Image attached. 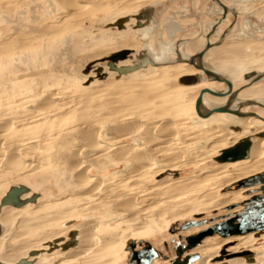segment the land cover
Segmentation results:
<instances>
[{
	"label": "rangeland",
	"instance_id": "obj_1",
	"mask_svg": "<svg viewBox=\"0 0 264 264\" xmlns=\"http://www.w3.org/2000/svg\"><path fill=\"white\" fill-rule=\"evenodd\" d=\"M81 1L86 2L83 3L86 7L81 12L68 16L67 9L59 5L57 0H0V201L14 186L23 185L30 190V194L22 196L24 200L36 196V202L24 209L3 210L4 216L13 214L16 217H3L2 219L8 218V221L3 223L0 216V255L13 254L12 250L26 246V249H20L15 261L0 258L4 264H16L25 258L28 260L31 254L28 252L32 248L41 253L33 264H49L57 260L45 257L50 254L49 245L57 240H60V245L68 244L72 240L70 234L74 231L67 229L73 225H65L70 222L78 225L92 220L108 223L109 226L100 232L105 242H112L111 239H116L119 234L123 235L118 237L120 241L125 235H129L132 240L138 243L148 242L172 258V241H178L180 235L186 237L199 231L194 229L184 234L179 232V227L184 222L201 217L210 220L218 217L221 211H208L206 208L212 205L210 203L203 211L192 209L175 216L176 218L169 217L178 209L191 206L202 194L195 192L180 196L178 192L169 193L170 186L163 184L164 178L169 174L156 173L157 169L133 179L135 173L131 172L134 166L119 161L112 148L123 144H139L145 140V136L141 133L123 136L111 130L113 114L117 113L119 116L124 114V111L128 112L127 109L120 108L122 104L117 101L120 95L117 96L118 93L114 90L117 82L124 78H118V73L110 72L107 63H100V60L123 50L133 51L131 57L135 58V53L144 45L138 38L139 32L145 30L151 33L148 42L156 52H159L161 42L172 41L177 46L192 41L201 44L207 42L209 27L216 21L219 7L211 0ZM222 1L228 5L232 3V0ZM255 4H244L238 15H230L228 21L221 26L220 33L212 37L216 43L213 50H217L225 43H219L220 39L233 30L227 37L229 46L223 48L222 54L215 55L216 59L212 56L206 59L212 61L213 66L226 68L239 84L244 82L246 74L264 71V2L258 0ZM151 5H155V14L152 13L154 23L146 19L147 24L136 29L138 11ZM128 15L132 18L125 24V29L120 30L112 26ZM175 26L177 31L175 36L171 37L170 28ZM128 39L136 42V47H125V41ZM248 41H253V45ZM243 42L249 45L246 46ZM175 56L172 55L173 58ZM92 63L95 64L91 66L90 73L86 74L88 66ZM223 63L227 65H222ZM230 64H237V70H230L227 67ZM119 65H132V61L126 60ZM99 66L104 68L108 76L104 79H91L95 77L93 69ZM182 72H176V69L162 71L151 67L125 77L124 80L132 82L134 95L156 92L152 97L146 95V103H140V109H132L133 112L137 110L136 116L140 122L148 124L157 120H151L145 112L148 107H152L151 100L160 101L162 104L156 111L164 107L172 111L181 105L179 103L183 101V95L180 93H184V96L188 93L185 89L181 92L176 90L179 85L176 79ZM216 87L225 88L224 84ZM158 92L162 93L159 95ZM51 96L54 97L53 101H47ZM188 105L190 107V104ZM247 109L261 112L258 108ZM183 112L180 111L179 115L177 113L176 117L171 112L166 119L191 123L187 120L189 108H185ZM106 117L109 120L105 121ZM222 120L223 123H218L217 126H227L228 119ZM86 129H97L102 144L105 143L108 147L98 152L83 147L81 152L80 158L85 165L91 168L95 161L92 166L95 168H92L90 175L106 180L102 184L105 190L102 187L98 189V193L89 191L96 183L74 182L72 171L65 163L66 150L77 148L74 145L79 142L80 131ZM180 145L186 146V143ZM28 147L33 149H27ZM14 151L21 155L20 159L25 163V167L20 170H13L6 165L8 154ZM216 155L217 153L213 154V157ZM213 160L215 161L214 158ZM240 164H243V161L226 170L225 175L238 173ZM204 166L202 163L184 169L175 168L171 172H182L180 178L187 179L211 172L204 171ZM123 173L126 175H122ZM170 177L174 179L171 175ZM225 179L227 180V177ZM215 182L209 180L203 186L212 189L209 195L220 201L224 192L236 190L234 185L239 181L230 185L227 183L226 187ZM136 192L139 193L135 202L137 209L134 213L132 211V215L122 208L119 213L114 211L115 203L111 201L119 199L120 193H127L124 197H128ZM245 195L237 198L236 204L247 200H244ZM172 226L178 228L176 234L170 233ZM215 239L220 238H209L206 243H213ZM130 241L112 244L111 247H104V243L102 246L98 245L86 259H82L81 264H128L126 244ZM206 243L203 241L201 246ZM58 244V250L60 248L62 251ZM263 244L264 240H261L254 246L256 248ZM225 247L226 250L235 247L239 252L228 253L230 258L248 256L243 255L245 252L252 253L247 251L246 245L234 240L220 245L219 255ZM165 263L166 261L161 259L156 264Z\"/></svg>",
	"mask_w": 264,
	"mask_h": 264
},
{
	"label": "bare ground",
	"instance_id": "obj_2",
	"mask_svg": "<svg viewBox=\"0 0 264 264\" xmlns=\"http://www.w3.org/2000/svg\"><path fill=\"white\" fill-rule=\"evenodd\" d=\"M57 1L59 5L67 9L68 16H72L75 13H79L81 12L83 8L86 7V5L83 4L86 2H83L81 0H57ZM220 1L228 7V15L226 19L223 20L222 19V15L224 13L223 9L220 7V5L217 2L212 1L214 5L219 7L218 17H216V21L212 23L211 26L209 27V33L212 32L211 37L209 39L206 38L207 42H204L202 44L200 42L196 43L192 41L188 43H182L181 45L177 46L172 41L161 42L160 46L158 47L159 52H156V50L153 51V49H151L150 43L148 42L150 39L151 33L148 30L139 32L138 38L142 40V43H144L141 49L145 48L147 52L150 54V56L152 57L153 61L158 65V66H153L152 67L153 69L162 70V71L166 69H172V70L176 69V72L178 70L183 71L181 75L176 79L177 83L179 84V85L177 84L178 86H176V90L181 92L182 89H185L188 91V93L185 96H184V93H180L181 95H183L182 96L183 101L180 102V99L178 98V101L180 102L179 104L181 105L177 106L176 109H172V111L165 107L162 108L161 110L156 111L155 109L162 107V104L160 101L151 100L152 107H148V109L145 110V112L151 120L152 119H157V120H154L148 124L143 123V122H140V120L138 119V116H136L137 110L136 112H133L132 109H140L139 108L140 103H146V97H147L146 95H148L149 97H152L153 95L156 94V92L155 93L150 92V94H146V95H134L135 94L133 92L134 86L132 85V82L130 80H124L128 77L129 74L126 75V78L119 80L117 82V85L114 86V90H116L118 93L117 96L120 95L117 100L119 103L122 104L120 108L127 109L128 112L124 111L125 113L119 116L116 115L117 113L113 114L114 116H112V118L114 117V120H113V128L111 130L116 133H120L123 136L130 135V134L136 135L138 133H141L145 136V140L143 139L144 141L140 142L139 144H135V145H127V144L124 145L123 144L118 147L115 146L114 148H112L115 151L116 155L118 156L117 159L119 161H124L127 165L134 166L133 171L131 172L132 174L135 173L133 176V179L134 177H139V176L142 177L143 175L145 176V174L146 173L148 174V172H150L151 170L153 171V169L155 170L157 169L158 171H156V173L160 174V173L167 172L169 174L166 178H164V181H163V184H168V186H170L168 188L170 192L169 190L167 192L169 193L178 192V195L180 196L186 195L189 193H195V192L202 194L201 196L199 195L200 198L198 197L194 200V203L191 206L184 207L183 209H178V211L175 214H172L169 217L178 216L192 209H199L203 211L205 206L210 205V203H212V205L206 208L208 211H218L219 209H221L216 219L224 217V216L233 215L234 213L241 211L243 209L241 206L236 207L232 210L228 209L231 205L236 204L235 200L237 198H239L241 195L246 194L244 197V200L245 199L248 200V198L253 197L251 195H247L251 189H254V190L261 189L260 186L253 187L251 189L250 188L236 189L234 187L236 190L224 192L221 195V200L216 201L215 197L209 195L210 194L209 192H211L212 189H209L206 186H203L205 183L207 184L209 180H215L217 184L220 183V186L226 187L227 183H229V185L231 183L234 184L245 178H250L254 175L264 172V116L263 115L261 116L253 112H249L247 109L249 107H253V108L259 107V108L264 109V83H263L264 82V71L263 72L254 71L253 73L246 74L244 77L245 79L244 82L239 84V83H236L234 80V77L231 76L226 71V68L224 69L222 67H216V66H213L212 63L210 64L209 62H207L205 60L206 54L208 53L207 52L203 58L204 68L211 70L216 75L220 76L222 79L230 81L233 85V92L239 91L237 97L232 102L231 110L238 111L245 116H236V115L226 114V113H223V114L216 113V114L211 115L208 118H201L197 114L196 109H195L196 99L199 96L202 89L208 88L217 93L227 94L229 92V88L225 83L214 81L213 79L208 78L204 74L203 71L196 69L194 66L188 64L187 62L192 56L203 51L208 43L213 45V47L210 49L212 50L216 46V43H214V40H212V37L220 33L221 26L228 21L230 15L232 14L238 15L239 9H242L244 4L255 6L256 5L255 3L258 0H232V3L230 5H227L222 0ZM259 1L264 2V0H259ZM237 6L239 9L237 8ZM146 16L149 22L154 23V21L152 20L151 12L148 13ZM215 25H216V28L215 30H213ZM170 29L172 32L170 31ZM170 29H169L170 36L174 37L177 31L176 26L175 28H170ZM231 33L232 31H230L228 35H230ZM228 35L220 39L219 43L225 42L222 45L223 47H225L226 45L229 46V44H227ZM248 42L250 43V41ZM243 43L246 44V46L248 45L247 42H243ZM136 45H137L136 42H134L132 39H128L127 41H125V47L131 48V47H136ZM237 49H241V48L237 47ZM226 50H229V49H226ZM223 52H221L220 54H222ZM173 54L176 55L175 58L172 57ZM222 65H227V64L223 63ZM227 67L230 70L233 69V72L237 70V64L236 65L230 64ZM258 75H262L263 76L262 79L257 82H253V80ZM187 76H197L198 82L193 85L180 84L179 79L183 77H187ZM221 84H224V86L226 85V87L224 89L216 87ZM160 93L162 92H158L157 94L160 95ZM229 97L230 95H226L225 97H216L210 94H205L204 99H203L202 112L207 113L209 111L217 109L218 107H222L226 105V103L229 100ZM53 99L54 97L51 96L48 98L47 101L52 102ZM188 104H190V107ZM186 105L188 106L186 107ZM185 108H189V118H187V120H189L191 123H186V121L183 122L181 120L174 121L175 119L174 120L166 119L169 115H171V112H173L174 117H176L177 113L179 115V112L181 111L182 113L185 110ZM106 112H108V110ZM182 114L186 116L184 112ZM182 114L181 116H183ZM115 115L117 117H115ZM107 118L108 117H106V119L104 120L105 121L109 120ZM112 118L110 117L111 120ZM224 118L228 119L227 126H217L218 123L219 124L223 123L222 119ZM141 119L143 120V118ZM108 123L111 124V122H108ZM202 126L203 127L206 126V127L198 128ZM78 137H79L78 138L79 142L77 145L76 144L74 145L77 148L72 149L71 147V148H68V150H66L67 152L65 153V158H66L65 163L67 164V167L72 171L73 176L72 175L71 176L73 177L74 182H76L77 184L96 183L95 186L89 189V191L98 193V189L103 187L102 184L105 179L100 176L95 177V176L90 175L92 168H95V166L92 167L95 164V161L92 164L91 168L90 166L85 165L84 161H82L80 158L81 152H82L83 147H86L87 149L89 148L92 151H97V152L101 150L103 151L104 149H108V147L107 145H105L104 139H103L104 144H102V141H101L102 138L100 140V135L97 129L96 130H91V129L82 130L80 131V135ZM245 139H249L251 142L250 154H249L248 159L240 160L236 162H226V163H219L216 161V158L221 155L222 151L235 146L236 144L240 143L241 141ZM181 143H186V146L180 145ZM106 144H109V143H106ZM108 146H110V144ZM27 149H33V148L28 147ZM216 153L217 155L213 157V154H216ZM20 156L21 155L17 153V151L9 153L7 163H6L7 167L13 170H20L23 167H25V163L23 160L20 159ZM208 157L211 159L207 160L206 158ZM213 158L215 159V161L213 160ZM85 159L87 161V158ZM242 161H243V164H240L238 173H229V174L226 173L225 175L226 170L232 168L233 166H235L236 164L240 162L242 163ZM202 163H204L205 165L204 171L210 170L211 172L207 174L202 173V175L200 176L191 177L187 179L180 178L182 176V172H171V171H174L173 169L175 168L184 169V168L199 165ZM63 166L64 165H62V167ZM122 175H126V174L123 173ZM170 175L174 179H172ZM226 177H227V180L225 179ZM113 186H110V187H113ZM103 190H105V188ZM28 194L30 193H26L24 197ZM126 194L125 195L124 193L122 194L120 193V195L118 194L119 199L111 201V202L115 203L113 207L114 211L116 210L115 212L119 213L122 208L125 211L130 212V214L132 215V211L134 213V211H136L137 209V204L135 202L138 197L137 195L139 193L137 192L131 193L128 195V197H124L126 196ZM163 194H166V193H163ZM257 194H261V193L258 192ZM1 201H0V205H1ZM108 201H110L109 197H108ZM240 203L242 202H239V204ZM29 204L31 203H27L21 208L14 207V206H5L3 208H0L1 221L2 222L8 221V218L2 219L3 217H16L13 214H10L9 216H4V213H3L4 209L8 211L9 210L10 211L21 210L29 206ZM202 219H206V218L201 217L195 220L199 221ZM73 223L74 222H70L65 225L66 227L73 225L67 229L69 231H74V233L70 234V237L72 238L70 243L63 244L61 242L62 244L60 245L58 244L60 240H57L53 244L49 245L51 247V251H50V254H47V256L45 257L47 259H51V258L57 259L49 264H81L82 259H86L87 258L86 256L90 255V253L93 252L94 248L102 246L103 243H104V247H107V246L111 247L112 244L116 245V243H121V242L125 243L128 240L134 241L132 240V237H130L129 235H125L123 237L124 239L120 241L118 237H120V235L122 234L117 235L116 239H111L112 242H108V240L106 242L103 241V237H101L100 232H102L107 226H109L107 222L92 220V221H84L83 223L78 224V225H74ZM208 226L209 224L203 228H197V229L200 231L202 229L207 228ZM193 230H190V231H193ZM215 237H219V236H215ZM209 238H213V237L206 238L204 240V243H206V241L209 240ZM219 238L220 239L218 240L215 239L216 241L213 243H210V244L206 243V245H203L200 247L198 246L194 250H192L190 252L191 254L199 255L198 260L194 262L193 264H264V244L256 248L254 246V245H257V242L264 240V233H261V234L250 233L244 236H235V237H230V238L219 237ZM234 240L239 241L241 244L246 245L248 248L247 251L252 252V253L249 254L245 252L243 253V255L244 256L248 255V256L239 257V258H230V255L228 253L235 254L239 252L237 248L235 247H231L228 250H226V247H225V249H222L220 251V255H219V246L225 245L226 243L230 241H234ZM57 244L59 245V247L62 248L61 249L62 251H60V248L58 250ZM23 248L26 249V246L20 247L19 249L17 248V249L12 250L13 254L11 253L1 254L0 258L2 260L15 261L17 260V256L19 255V252L21 251L20 249H23ZM55 249L57 250L54 253H52ZM30 252L31 254L28 260L27 258H25L23 261H20L16 264H33L32 262H35L37 260L36 257L41 254L39 251L35 250V248L30 249L28 253ZM57 252H61V253L56 255L55 253ZM96 253L98 254V252ZM93 256H96V255H93ZM221 257H223V259H220ZM224 258H227V259L224 260ZM2 260H0L1 261L0 264H4ZM158 261L160 260H155L153 264H156ZM166 262L167 264L170 263V261H166Z\"/></svg>",
	"mask_w": 264,
	"mask_h": 264
},
{
	"label": "water",
	"instance_id": "obj_3",
	"mask_svg": "<svg viewBox=\"0 0 264 264\" xmlns=\"http://www.w3.org/2000/svg\"><path fill=\"white\" fill-rule=\"evenodd\" d=\"M217 2L220 7L223 9L224 13L222 15V19L225 20L228 15V7L223 4L220 0H212ZM153 6V7H152ZM155 14V5H151L147 8H143L138 11V17L136 18L138 23L136 24V29L143 28L147 24V14L148 13ZM132 16L128 15L123 19H119L114 27H117L120 30L125 29V24L130 21ZM143 22H145L143 24ZM216 25L213 30H215ZM212 32L209 33L208 39L211 37ZM213 47L210 43H208L205 49L194 56H192L188 64L194 66L196 69L203 71L204 74L214 81L225 83L229 92L227 94H221L214 92L208 88L202 89L199 96L196 99L195 109L197 114L201 118H208L216 113H226L232 114L236 116H245L238 111L231 110V105L233 100L237 97L239 91L233 92V85L230 81L222 79L220 76L216 75L211 70L204 68L203 66V58L205 54ZM134 52L130 50H123L116 53L111 54L110 56L100 60V63H107L110 72H117L119 76L128 75L134 73L138 70L147 68L148 66H158L147 52L145 48L140 49L135 53V58L131 57ZM126 60L132 61V65L119 67L118 64L120 62H124ZM95 64V63H94ZM93 63L88 66L86 74L90 73L91 66ZM97 72L102 73L100 79H104L108 76V73L104 71L103 67H99ZM105 72V73H104ZM262 75H258L253 82H257L262 79ZM198 82L197 76H187L179 79V83L183 85H193ZM205 94H210L216 97H225L226 95H230L228 102L226 105L222 107H218L212 111L207 113L202 112L203 99ZM251 142L249 139H245L235 146L222 151L221 155L216 158V161L219 163L226 162H236L240 160H246L249 158L250 154ZM260 186L261 189L254 190L251 189L253 187ZM236 189L241 188H250L251 190L247 195H251L250 199L240 203L231 205L228 209L232 210L236 207H242L241 211L234 213L233 215L224 216L221 218H212L202 219L199 221L190 220L184 222L179 227V232L184 233L193 229L203 228L209 224V226L205 229L200 230L198 233L188 235L183 237L179 236V240L176 241L174 239L172 244L174 245V257L173 259L168 255L160 252L154 245L140 241L139 245L140 249H137L136 241H131L127 244L126 251L129 252L127 263L128 264H153L155 260L170 261L169 264H193L199 258L197 254H191L190 252L194 250L196 247L201 246L203 241L208 237L219 236L221 238H230L235 236H244L250 233H264V172L254 175L250 178L239 181L234 185ZM30 192V190L26 186H14L12 187L6 195L2 198L0 208L5 206H14L21 208L27 203H34L36 201V196H33L30 199H22V196L26 193ZM260 192L261 194H257ZM227 217V218H226ZM176 227L172 226L170 229V233L176 234ZM220 259H223L221 257Z\"/></svg>",
	"mask_w": 264,
	"mask_h": 264
},
{
	"label": "flooded vegetation",
	"instance_id": "obj_4",
	"mask_svg": "<svg viewBox=\"0 0 264 264\" xmlns=\"http://www.w3.org/2000/svg\"><path fill=\"white\" fill-rule=\"evenodd\" d=\"M232 32H233V30H232ZM229 36V35H228ZM124 49V48H123ZM118 66L119 67H122V66H120L119 64H118ZM151 66V65H150ZM100 67V66H99ZM151 67H153V66H151ZM151 67H147V68H144V69H142V70H146V69H148V68H151ZM97 70H98V67H96V68H94L93 69V71H92V73H94L95 74V77H91V79L92 78H98V79H100V76L102 75V73H100V72H97ZM142 70H138V71H136V72H134V73H132V74H137L138 72H141ZM105 71V70H104ZM106 72V71H105ZM104 72V73H105ZM91 73V74H92ZM107 73V72H106ZM115 73H117V72H115ZM195 74V73H194ZM191 75H193V74H191ZM130 76V74L128 75V77ZM126 77V75H123V76H119V74H118V78H125ZM127 77V78H128ZM225 87H226V85H225ZM258 109H260V111L262 112H254V111H249V112H253V113H256V114H259V115H263L264 116V109H262V108H259L258 107ZM250 199V198H249ZM246 201V200H245ZM241 210V209H240ZM177 230H178V228H176ZM141 248V246H139V243L137 242V249H140ZM128 255H129V253H128ZM174 257V256H173ZM173 257H172V259H173ZM159 262V261H158ZM166 264H167V262H166Z\"/></svg>",
	"mask_w": 264,
	"mask_h": 264
},
{
	"label": "crops",
	"instance_id": "obj_5",
	"mask_svg": "<svg viewBox=\"0 0 264 264\" xmlns=\"http://www.w3.org/2000/svg\"><path fill=\"white\" fill-rule=\"evenodd\" d=\"M225 3H226V2H225ZM226 4H227V3H226ZM227 5H228V4H227ZM253 6H254V5H253ZM237 8H238V6H237ZM238 9H239V8H238ZM240 10H241V9H239V11H238L239 13H240ZM239 13H238V14H239ZM249 44H250L251 46L253 45V44H251V43H249ZM249 44H248V45H249ZM248 45H247V46H248ZM223 48H224V47L222 46V47L218 48L217 50H213V49H212V50L208 51V53L206 54L205 60L207 59L208 56H212L213 59H216L217 56H216L215 58H214V56L220 54V52L223 50ZM206 61H207V60H206ZM207 62H209V61H207ZM209 63L211 64L212 61L209 62ZM165 264H166V263H165Z\"/></svg>",
	"mask_w": 264,
	"mask_h": 264
}]
</instances>
